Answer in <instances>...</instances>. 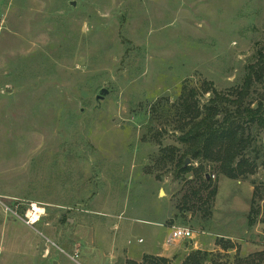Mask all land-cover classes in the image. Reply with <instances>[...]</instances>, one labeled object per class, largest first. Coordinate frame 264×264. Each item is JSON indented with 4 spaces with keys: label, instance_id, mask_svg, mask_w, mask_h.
I'll return each instance as SVG.
<instances>
[{
    "label": "rangeland",
    "instance_id": "obj_1",
    "mask_svg": "<svg viewBox=\"0 0 264 264\" xmlns=\"http://www.w3.org/2000/svg\"><path fill=\"white\" fill-rule=\"evenodd\" d=\"M260 52L264 0H0V203L45 207L29 228L0 204V264L256 258L263 162L246 179L207 166L201 190L176 166L173 105L240 86ZM174 227L193 238L166 246Z\"/></svg>",
    "mask_w": 264,
    "mask_h": 264
},
{
    "label": "trees",
    "instance_id": "obj_2",
    "mask_svg": "<svg viewBox=\"0 0 264 264\" xmlns=\"http://www.w3.org/2000/svg\"><path fill=\"white\" fill-rule=\"evenodd\" d=\"M204 86L201 94H209V98L203 105L197 89H185L173 105L177 140L185 148L176 166L182 174L192 171L201 190L210 188V177L207 180L205 174L207 166L226 178L246 179L255 173L260 161L264 164V139L259 133L264 131V54L259 53L242 84L227 93L209 84ZM188 156L197 164L196 168L185 167L182 158ZM209 194L214 196L215 188ZM250 257L247 264H256L257 257L264 262V251L256 258ZM209 258V253L195 250L181 264H206ZM143 264L169 262L145 256Z\"/></svg>",
    "mask_w": 264,
    "mask_h": 264
},
{
    "label": "built area",
    "instance_id": "obj_3",
    "mask_svg": "<svg viewBox=\"0 0 264 264\" xmlns=\"http://www.w3.org/2000/svg\"><path fill=\"white\" fill-rule=\"evenodd\" d=\"M0 204L5 213L13 215L29 228L38 224L45 215V207L34 202L24 205L22 212L19 208L20 205L17 202L10 204L1 202ZM192 238L193 232L190 229L185 227H174L171 229L165 242L166 246H170L178 241L191 240Z\"/></svg>",
    "mask_w": 264,
    "mask_h": 264
},
{
    "label": "water",
    "instance_id": "obj_4",
    "mask_svg": "<svg viewBox=\"0 0 264 264\" xmlns=\"http://www.w3.org/2000/svg\"><path fill=\"white\" fill-rule=\"evenodd\" d=\"M108 91L104 88L100 89L98 92V95L96 96V102H100L105 96H107ZM190 164V159L185 160V167H187ZM206 179H209V175H206Z\"/></svg>",
    "mask_w": 264,
    "mask_h": 264
}]
</instances>
